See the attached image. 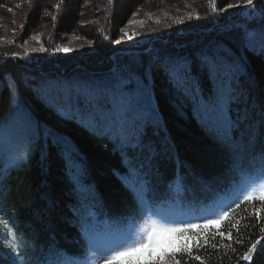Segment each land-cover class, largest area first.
Returning <instances> with one entry per match:
<instances>
[{
  "label": "trees",
  "instance_id": "trees-1",
  "mask_svg": "<svg viewBox=\"0 0 264 264\" xmlns=\"http://www.w3.org/2000/svg\"><path fill=\"white\" fill-rule=\"evenodd\" d=\"M147 1L0 0V7L23 11L24 39L42 29L59 39L87 38L100 48L103 36L116 39ZM171 2L190 12L182 16L192 25L186 35L213 36L206 41L189 35L176 44L169 28L152 31L169 42L155 36L146 42L152 49L114 52L115 60L123 53L131 60L122 71L85 67L76 82L69 81L72 70L60 66L65 72L58 73L40 58L30 67L14 61L16 68L0 69V129L25 112L38 134L21 163L1 172L0 264H13L11 240L19 241L28 260L52 252L81 256L76 213L82 202L114 225L137 215L127 177L146 189L151 205L176 197L197 205L264 168V0ZM242 7L258 18L248 22L238 13ZM215 16L219 32L211 23L200 28ZM152 50L158 52L154 61ZM12 54L1 47L0 61ZM144 102L147 111H141ZM120 104L126 106L123 120ZM197 231L196 246L175 248L146 264H264V199L232 208L218 230Z\"/></svg>",
  "mask_w": 264,
  "mask_h": 264
},
{
  "label": "rangeland",
  "instance_id": "rangeland-1",
  "mask_svg": "<svg viewBox=\"0 0 264 264\" xmlns=\"http://www.w3.org/2000/svg\"><path fill=\"white\" fill-rule=\"evenodd\" d=\"M167 6L170 9V14L173 16H166L169 14V11H163V9H166ZM182 9V5L171 2V0H148L133 15L131 23L127 24L123 29L118 30L116 39L115 37H111L107 32L103 36L105 39H101L102 47L98 48L96 47V42L94 43L87 38L71 35L59 39L57 36L55 37L50 34V32L43 33L44 30L42 29L24 39L21 34L23 11L0 7V48L8 47L11 48V53L13 52L12 55L3 57L0 61V69L6 68L8 64L16 68L14 67V61L18 63L16 66L23 64L30 67L32 64H36L33 60L40 58L43 60V65L46 68H54L58 73L65 72L60 66H66V70H72L70 74H72L71 77L73 78L69 80L71 82L82 79V73H84L82 69L85 67L91 66L97 69H106L114 65V71L118 69L122 71V67L131 62L127 58L129 54L152 49L149 46L151 43L146 44L147 41H152L148 38L156 36L159 43H164V41L169 42V39L163 40L157 36L160 33H164L165 29L169 28L171 30L169 33L172 34V38L177 37L175 40L179 41H173L176 44L184 41L180 39L181 37H188L190 35L189 40H191L203 36V33L200 35H186L187 33H193L187 31L189 28H192V25L191 23H185L187 21L186 18L182 19L186 17L184 14H190L189 10ZM180 10L182 11L180 12ZM235 13L236 15L239 13L248 22L250 19L258 18L250 9L243 10V7L239 9L238 13ZM174 14L177 15L174 17ZM211 16H214V13ZM236 20L238 19H232V21ZM210 23L213 30L215 29L214 26L218 25L216 32L222 29V23H220L218 16L209 19L207 24L202 27L200 26V28L207 29ZM92 25L96 29L100 27L101 29L104 28L102 24L101 26H98L96 23ZM156 30L157 35L153 36L151 32ZM20 36H22V40ZM211 36L213 35L209 33L203 37H209L206 40L208 41ZM155 45L157 46L158 44ZM161 45L159 44V47ZM97 49H101L100 53H98ZM122 49L123 51L125 50L127 56L124 53L120 54L118 58L116 57V60L111 57L114 52ZM152 53H154V58H152V61H154L157 58L158 52L152 50ZM110 57L113 61L109 60ZM185 57H187L186 54L183 58ZM5 60L6 62L4 63ZM99 64H102L103 67L99 66ZM53 77L49 75L50 79L48 81H53L54 83V80H51ZM65 80L69 83L68 77ZM36 81L38 82V79ZM4 83L8 84L9 82L5 81ZM68 85L70 86V84ZM44 87L47 88L45 85L41 86L42 89ZM53 91L55 92V90ZM56 96L59 98L58 95ZM51 103L54 107L57 106L56 99H51ZM144 107L147 111V102H144L141 111L144 110ZM120 108L122 109H119L118 114L120 119L123 120L126 106L120 104ZM62 112L63 115H67L66 111ZM25 114L24 112V115L16 122L13 120L12 122L8 121L4 123L0 129V176L2 171L6 172V169L11 166H17L25 158L30 138L38 135L36 131L37 125L35 126L33 121L29 124L30 118ZM131 178L132 176L127 177L125 182L135 192V197L140 204V211L136 218H132L121 225L108 224L105 221L99 220L101 218H96L91 206L88 202L84 201L80 205L81 209L76 213L78 223L82 229L81 239L84 245L81 256L76 258L62 257L58 253L52 252L28 260L21 257L25 251L23 250V246L19 244V241L11 240L10 245L15 250V253L12 255L13 264H115V262L121 264H146L149 261H154L155 258L161 259L163 254L175 248L181 249L184 247L186 249L190 248V246H196L200 231L197 230H205V228L218 230L226 212L237 203L252 201L257 198L264 199V170L253 172L250 176L240 177L222 198L215 199L198 208H167L163 205L161 207L149 206L144 201L145 194L142 191L141 185L137 183L136 179ZM117 259L119 260L116 261Z\"/></svg>",
  "mask_w": 264,
  "mask_h": 264
}]
</instances>
